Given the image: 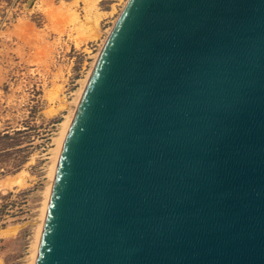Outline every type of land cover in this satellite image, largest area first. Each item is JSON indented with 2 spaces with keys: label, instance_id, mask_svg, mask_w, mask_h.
<instances>
[{
  "label": "water",
  "instance_id": "1",
  "mask_svg": "<svg viewBox=\"0 0 264 264\" xmlns=\"http://www.w3.org/2000/svg\"><path fill=\"white\" fill-rule=\"evenodd\" d=\"M98 57L36 264H264V0H130Z\"/></svg>",
  "mask_w": 264,
  "mask_h": 264
},
{
  "label": "rangeland",
  "instance_id": "2",
  "mask_svg": "<svg viewBox=\"0 0 264 264\" xmlns=\"http://www.w3.org/2000/svg\"><path fill=\"white\" fill-rule=\"evenodd\" d=\"M128 1L0 0V264H34L63 123Z\"/></svg>",
  "mask_w": 264,
  "mask_h": 264
},
{
  "label": "bare ground",
  "instance_id": "3",
  "mask_svg": "<svg viewBox=\"0 0 264 264\" xmlns=\"http://www.w3.org/2000/svg\"><path fill=\"white\" fill-rule=\"evenodd\" d=\"M98 7V6H97ZM100 18V17H99ZM77 20V19H76ZM96 20V19H95ZM98 20V19H97ZM96 20V21H97ZM94 21V20H93ZM99 21V20H98ZM98 21H97V24H98ZM91 22V21H90ZM88 26V25H87ZM94 29V28H93ZM101 53V52H100ZM100 55V54H99ZM98 55V56H99ZM99 58V57H98ZM98 60V59H97ZM97 62V61H96ZM96 65V64H95ZM89 82V81H88ZM88 84V83H87ZM85 91V90H84ZM84 94V93H83ZM83 96V95H82ZM82 98V97H81ZM78 102H80V101H78ZM79 105V104H78ZM73 117H74V115H73ZM70 120V119H69ZM72 122H73V119H71L69 122H65V123H63V130H62V134H61V138H60V140L58 141V154H57V163H56V165L54 166V172H53V182H54V180H55V176H56V171H57V167H58V163H59V159H60V155H61V151H62V148H63V145H64V142H65V140H66V137H67V134H68V132H69V129H70V126H71V124H72ZM22 175V174H21ZM7 178V177H6ZM13 179V178H12ZM9 180H11V179H9ZM8 180V181H9ZM14 180V179H13ZM8 181H6V182H8ZM5 182V186L6 187H12V183H6ZM22 184H23V182H22ZM15 185H18V184H15ZM16 187V186H15ZM13 188V187H12ZM52 188H53V186L51 187V189H50V195H49V198L51 197V193H52ZM49 198H48V200H49ZM50 201V200H49ZM49 201H48V203H47V206H46V210H45V218H44V220L46 219V215H47V210H48V206H49ZM43 228H44V225L41 227V234H40V236H39V243H38V246H40V242H41V236H42V232H43ZM38 246L36 247L37 248V251H36V254H35V260H34V264H36V261H37V257H38V251H39V248H38Z\"/></svg>",
  "mask_w": 264,
  "mask_h": 264
}]
</instances>
